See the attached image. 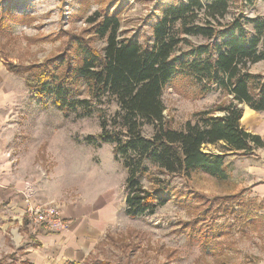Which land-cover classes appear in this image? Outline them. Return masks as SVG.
Here are the masks:
<instances>
[{"label": "rangeland", "instance_id": "rangeland-1", "mask_svg": "<svg viewBox=\"0 0 264 264\" xmlns=\"http://www.w3.org/2000/svg\"><path fill=\"white\" fill-rule=\"evenodd\" d=\"M179 1L0 0V61L7 70L14 66L35 78L45 70L47 75L62 79L70 65L82 62V45L98 52L106 46V39L97 35L96 23L89 21L96 12H117L121 38L139 40L146 46L152 45L153 26L163 9ZM241 13L264 17V1L236 2L223 21ZM190 40L194 44L205 42L197 36ZM61 62L64 64L57 67ZM251 70L264 74V60L253 64ZM13 73L17 76L12 85L17 88L16 105L30 109L31 119H35L33 148L40 149L41 157L45 150L53 149L63 156V180L70 191L98 194L101 189L113 190L110 225L90 256L77 264H264L263 200L249 193L226 198L236 189L231 178L220 180L200 170L187 177L152 166L142 182L151 190L164 185L160 194L166 193L168 199L153 214L128 215L124 208L127 170L115 160L113 145H94L87 140L89 135L98 134L101 117H111L116 105L95 104L88 116L82 115L83 108L66 114L52 104V95L40 97L36 89L31 93L25 75ZM73 80L74 98H90L85 84ZM200 86L192 76L180 74L167 83L163 100L166 121L172 128H183L196 112L226 99L221 90L203 93ZM145 134L151 135V131L145 129ZM206 149L218 151L213 145ZM38 165L39 173L48 166L49 175L54 164ZM6 214L7 218H0V225H4L0 230V258L13 253L21 258L12 230L17 228L16 218ZM210 232L216 234L214 238L201 235ZM11 260L9 257L4 263Z\"/></svg>", "mask_w": 264, "mask_h": 264}, {"label": "trees", "instance_id": "trees-1", "mask_svg": "<svg viewBox=\"0 0 264 264\" xmlns=\"http://www.w3.org/2000/svg\"><path fill=\"white\" fill-rule=\"evenodd\" d=\"M236 2L251 4L253 0L171 4L153 26L152 45L146 46L139 40L121 38L117 12H96L89 21L96 23L97 35L106 39V46L98 52L82 45V62L70 65L67 77L57 79L43 70L35 78L8 66L10 71L25 75L31 93L36 89L40 97L52 95V104L66 114L83 108L82 115L88 116L95 104L116 105L111 117H101L98 134L87 140L94 145H113L115 160L127 170L125 212L132 217L153 214L168 199L166 193L160 194L164 185L151 190L142 182L152 166L187 177L200 170L225 180L228 155H249L264 147L262 137L248 131L241 121L245 105L264 112V74L251 70L253 64L264 60V17L241 13L223 21ZM193 36L205 42L194 44ZM177 74L192 76L203 93L218 89L226 97L196 112L180 129L168 125L163 100L165 86ZM74 78L85 84L90 98H74ZM145 129L151 135L145 134ZM209 145L218 151L207 150ZM226 196L239 198L238 194ZM213 233L201 235L214 238Z\"/></svg>", "mask_w": 264, "mask_h": 264}, {"label": "crops", "instance_id": "crops-1", "mask_svg": "<svg viewBox=\"0 0 264 264\" xmlns=\"http://www.w3.org/2000/svg\"><path fill=\"white\" fill-rule=\"evenodd\" d=\"M14 75L0 61V218H7L6 213L16 218L17 228L12 230L21 258L6 254L0 264L9 257L12 260L4 264H77L90 256L107 231L114 193L102 189L93 195L70 191L63 180V156L53 149L45 150L41 157L40 149L33 148L35 119H31L30 109L16 105ZM241 121L264 140V112L245 106ZM38 163L54 164L49 175L48 166L38 172ZM225 166L228 178L236 183L234 192L226 195L249 193L264 201V147L249 155L230 154ZM47 203L63 211L67 229L50 231L33 224L30 208Z\"/></svg>", "mask_w": 264, "mask_h": 264}, {"label": "built area", "instance_id": "built-area-1", "mask_svg": "<svg viewBox=\"0 0 264 264\" xmlns=\"http://www.w3.org/2000/svg\"><path fill=\"white\" fill-rule=\"evenodd\" d=\"M29 217L34 225L46 230L61 231L68 227L63 211L51 203L30 208Z\"/></svg>", "mask_w": 264, "mask_h": 264}]
</instances>
